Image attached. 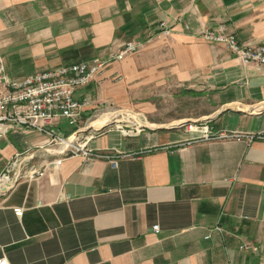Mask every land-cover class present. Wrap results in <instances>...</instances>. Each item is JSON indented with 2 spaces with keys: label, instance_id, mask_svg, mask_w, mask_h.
<instances>
[{
  "label": "crops",
  "instance_id": "1",
  "mask_svg": "<svg viewBox=\"0 0 264 264\" xmlns=\"http://www.w3.org/2000/svg\"><path fill=\"white\" fill-rule=\"evenodd\" d=\"M162 20L173 27L168 36ZM221 23L241 42L263 45L264 0H0V59L14 78L107 58L111 45L142 41L76 98L91 99L82 119L117 107L144 123L102 130L88 142L116 155L115 165L70 155L0 193V258L264 264V139L194 141L184 127L173 128L207 121L214 132L264 133V66L202 38ZM75 129L65 120L55 126L62 136ZM47 141L11 130L0 138V174L16 154L44 155ZM16 207L24 208L20 218Z\"/></svg>",
  "mask_w": 264,
  "mask_h": 264
},
{
  "label": "built area",
  "instance_id": "2",
  "mask_svg": "<svg viewBox=\"0 0 264 264\" xmlns=\"http://www.w3.org/2000/svg\"><path fill=\"white\" fill-rule=\"evenodd\" d=\"M163 35H170L173 27L162 20L159 24ZM202 38L210 43L222 44L243 63H256L264 66V44L252 46L240 41L237 34L227 29L224 23L217 29L208 28L202 32ZM142 41L133 40L114 45L108 49L107 58L95 57L82 62L64 65L55 69L44 70L29 76L14 78L7 73V68L0 59V138H5L15 128L34 131L48 137V152L58 153L61 156L52 160H44L41 166H32L28 169L29 161L35 156L34 152L16 154L14 159L0 174V185H7L6 190L22 177L35 178L43 175L50 166H60L63 159L70 155H81L89 160L97 158L111 159L115 165V156L100 152L88 147V142L95 136L91 134L83 143L76 144V135L81 128L80 121L84 110L91 103V99L76 98V92L91 82L100 78L106 69L116 61L125 59L128 55L140 50ZM58 120L76 128L69 135L62 136L55 132ZM189 131L193 140L211 139H264V133L241 134L236 132H214L207 121L182 122L175 125ZM78 128V129H77ZM125 131V130H123ZM126 132V131H125ZM73 138V139H72ZM122 156V153L119 154ZM15 214L20 218L24 208H14ZM153 229L159 232L155 225ZM217 230H221L217 227ZM209 237V236H208ZM241 248H248L243 244ZM0 264H11L6 257L0 258Z\"/></svg>",
  "mask_w": 264,
  "mask_h": 264
},
{
  "label": "rangeland",
  "instance_id": "3",
  "mask_svg": "<svg viewBox=\"0 0 264 264\" xmlns=\"http://www.w3.org/2000/svg\"><path fill=\"white\" fill-rule=\"evenodd\" d=\"M112 46V45H111ZM106 113H115V115L112 118L110 117V114L106 115ZM137 112H134L133 110H122L117 107H109V108H99L96 111H91L90 113L86 114L84 118L82 119V123H80L78 128H81L79 133L76 135L75 143L76 144H81L86 140V137L91 135V134H98L99 131H97L98 128L101 126L105 125L102 124L101 126H97L99 123L105 119H109L107 124V127L104 130L107 129H112V128H119L121 130H127L134 127L135 129H138V125L133 121L138 119V114L137 116L135 115ZM106 115V116H105ZM133 117V118H132ZM140 118V117H139ZM97 124V125H96ZM140 125L144 124L139 121ZM77 128V129H78ZM103 130V131H104ZM51 148V146H47V149ZM58 153H53V152H46L44 155H37L29 161L28 163V169H30L32 166L38 167L41 166L44 162V160H52L56 158ZM4 190V187L0 188V193H2Z\"/></svg>",
  "mask_w": 264,
  "mask_h": 264
},
{
  "label": "bare ground",
  "instance_id": "4",
  "mask_svg": "<svg viewBox=\"0 0 264 264\" xmlns=\"http://www.w3.org/2000/svg\"><path fill=\"white\" fill-rule=\"evenodd\" d=\"M109 118H112V116L111 117H109ZM133 118V117H132ZM108 120L109 119H105V120H103V121H101V122H98L99 124H98V126H101L102 124H106L107 122H108ZM139 122H136V124H138ZM139 125V124H138ZM73 139V138H72ZM2 187H4V190L6 189V187H7V185H4V186H2V185H0V188H2ZM4 190H3V192H4Z\"/></svg>",
  "mask_w": 264,
  "mask_h": 264
},
{
  "label": "water",
  "instance_id": "5",
  "mask_svg": "<svg viewBox=\"0 0 264 264\" xmlns=\"http://www.w3.org/2000/svg\"><path fill=\"white\" fill-rule=\"evenodd\" d=\"M106 127H107V124H105V125L101 126L100 128H98L97 131L100 132V131L104 130ZM174 127H176V126H173V128H174ZM176 128H177V127H176Z\"/></svg>",
  "mask_w": 264,
  "mask_h": 264
}]
</instances>
